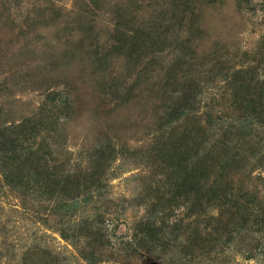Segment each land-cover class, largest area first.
I'll return each mask as SVG.
<instances>
[{
	"label": "rangeland",
	"instance_id": "374dc122",
	"mask_svg": "<svg viewBox=\"0 0 264 264\" xmlns=\"http://www.w3.org/2000/svg\"><path fill=\"white\" fill-rule=\"evenodd\" d=\"M246 84L264 112V0H0V134L66 196L0 174V264H264ZM209 149L240 159L223 193L199 189Z\"/></svg>",
	"mask_w": 264,
	"mask_h": 264
},
{
	"label": "trees",
	"instance_id": "16d2710c",
	"mask_svg": "<svg viewBox=\"0 0 264 264\" xmlns=\"http://www.w3.org/2000/svg\"><path fill=\"white\" fill-rule=\"evenodd\" d=\"M245 92L246 93H243V100L247 103L249 114H264L263 110L257 112L254 108L260 104L259 93H257L254 89H250L247 84ZM188 103L189 102L182 101L181 104H178V116L176 118L182 117L183 114L185 115L187 111L191 109L189 108L188 110V107H190ZM260 116L262 115L260 114ZM203 142L204 138L202 137L198 144H202ZM21 143V139L18 135L8 138L0 134V174L4 183L12 190L16 191L19 195H25V192H28L32 188V185L38 184L41 186L40 194L45 195V201H50L57 195L62 197L61 200H66V196L61 195L57 191H53V185L45 183L44 178L37 172L38 157L36 156V151L32 148H28L27 150L22 149ZM222 143L225 144V142ZM198 144L197 147H195L193 156H195L199 150ZM212 152V149H209L197 158L199 160L198 170L200 172L199 189L206 193H223L224 189L230 184V164H234V166L238 167L240 159H237V154L230 153L228 149L222 151V155ZM224 155L228 157L225 158L223 157ZM47 160L52 161L49 158H47ZM192 170L193 167H190V171ZM56 201L59 202V200ZM247 217L254 218L252 214H248ZM241 221L245 222V220ZM259 224L264 227V220ZM157 241H159V239ZM154 250H158V253L162 254L165 251V247L160 244L150 243L148 244V247L143 249V253H149ZM110 258L112 257L110 256Z\"/></svg>",
	"mask_w": 264,
	"mask_h": 264
}]
</instances>
